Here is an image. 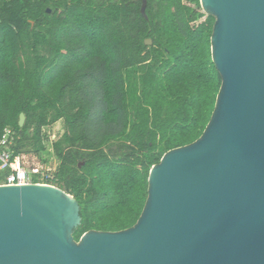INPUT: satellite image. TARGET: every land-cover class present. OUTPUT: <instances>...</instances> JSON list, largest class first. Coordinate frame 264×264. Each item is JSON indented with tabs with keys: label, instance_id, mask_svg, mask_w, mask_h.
<instances>
[{
	"label": "trees",
	"instance_id": "obj_1",
	"mask_svg": "<svg viewBox=\"0 0 264 264\" xmlns=\"http://www.w3.org/2000/svg\"><path fill=\"white\" fill-rule=\"evenodd\" d=\"M143 4L0 0V137L12 127L15 153L41 158L65 122L49 181L81 205L76 240L138 221L152 166L203 134L222 85L201 1Z\"/></svg>",
	"mask_w": 264,
	"mask_h": 264
},
{
	"label": "water",
	"instance_id": "obj_2",
	"mask_svg": "<svg viewBox=\"0 0 264 264\" xmlns=\"http://www.w3.org/2000/svg\"><path fill=\"white\" fill-rule=\"evenodd\" d=\"M200 1L222 85L203 134L152 166L138 221L76 240L74 195L0 185V264H264V0Z\"/></svg>",
	"mask_w": 264,
	"mask_h": 264
},
{
	"label": "built area",
	"instance_id": "obj_3",
	"mask_svg": "<svg viewBox=\"0 0 264 264\" xmlns=\"http://www.w3.org/2000/svg\"><path fill=\"white\" fill-rule=\"evenodd\" d=\"M16 143L17 132L12 127H6L0 137V171L3 173L0 185H24L28 183L55 185L49 181L54 178L56 172V167L52 161H41L35 165H30L31 161L28 154L15 153Z\"/></svg>",
	"mask_w": 264,
	"mask_h": 264
},
{
	"label": "rangeland",
	"instance_id": "obj_4",
	"mask_svg": "<svg viewBox=\"0 0 264 264\" xmlns=\"http://www.w3.org/2000/svg\"><path fill=\"white\" fill-rule=\"evenodd\" d=\"M65 130H66V126L63 120H59L54 125L47 127L46 132L47 134L50 133L49 141H47V144H46L48 151L43 153V155H41V158L35 155H29L30 161H31L30 165H35V163L41 162L44 159H46V161L48 160L52 161L53 165L56 167V170H57V167L59 166L60 162L58 161L55 154L51 152L53 150L51 146V142H52L51 139L53 140L59 139Z\"/></svg>",
	"mask_w": 264,
	"mask_h": 264
}]
</instances>
